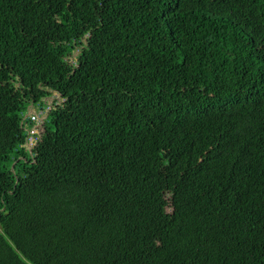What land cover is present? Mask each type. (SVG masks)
<instances>
[{
    "label": "trees",
    "instance_id": "obj_1",
    "mask_svg": "<svg viewBox=\"0 0 264 264\" xmlns=\"http://www.w3.org/2000/svg\"><path fill=\"white\" fill-rule=\"evenodd\" d=\"M0 264H264V0H0Z\"/></svg>",
    "mask_w": 264,
    "mask_h": 264
},
{
    "label": "rangeland",
    "instance_id": "obj_2",
    "mask_svg": "<svg viewBox=\"0 0 264 264\" xmlns=\"http://www.w3.org/2000/svg\"><path fill=\"white\" fill-rule=\"evenodd\" d=\"M73 55H76V51L74 52ZM46 103H47V107L45 108H40L39 105H29V107L27 108L25 114H24V117H27L28 120H30L29 118V114L32 112V114H35L38 118L37 121H32L33 124H30V125H26L24 126V128H26L25 130L28 129V133H27V139H26V143H25V147L27 150L31 151L32 148L35 147L34 144H31V140L29 139L30 138V134H31V130L34 131V135L32 136L33 137V143L35 141V137L36 136V144L39 140V135L40 133L37 132V129H39V125L42 124L43 125V121L44 119L47 117V114L49 112V110L51 109L52 105L54 102H56L57 104L58 103H61L62 99L60 97V95L56 92H52V95L50 96V98H46ZM40 110L43 112H40ZM41 127V126H40ZM34 145V146H33Z\"/></svg>",
    "mask_w": 264,
    "mask_h": 264
},
{
    "label": "built area",
    "instance_id": "obj_3",
    "mask_svg": "<svg viewBox=\"0 0 264 264\" xmlns=\"http://www.w3.org/2000/svg\"><path fill=\"white\" fill-rule=\"evenodd\" d=\"M29 118L32 121H37L38 120L37 116L35 114H32V112L29 114ZM30 135H31L30 138H29L31 140L30 143L35 145V141L33 143V137H32L34 135V131L31 130V134Z\"/></svg>",
    "mask_w": 264,
    "mask_h": 264
}]
</instances>
